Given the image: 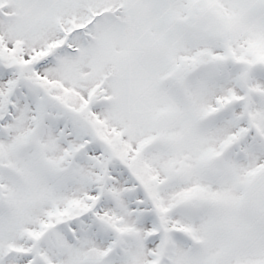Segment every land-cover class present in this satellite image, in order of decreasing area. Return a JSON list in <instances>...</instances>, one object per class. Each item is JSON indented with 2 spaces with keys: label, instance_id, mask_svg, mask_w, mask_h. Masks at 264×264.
<instances>
[{
  "label": "snow or ice",
  "instance_id": "6c2138e0",
  "mask_svg": "<svg viewBox=\"0 0 264 264\" xmlns=\"http://www.w3.org/2000/svg\"><path fill=\"white\" fill-rule=\"evenodd\" d=\"M0 264H264V0H0Z\"/></svg>",
  "mask_w": 264,
  "mask_h": 264
}]
</instances>
